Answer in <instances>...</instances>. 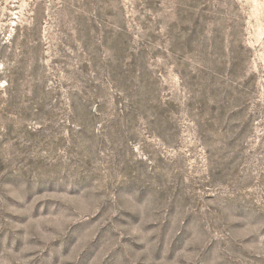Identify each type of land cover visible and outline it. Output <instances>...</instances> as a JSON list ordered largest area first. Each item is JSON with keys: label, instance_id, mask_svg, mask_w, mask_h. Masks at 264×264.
<instances>
[{"label": "rangeland", "instance_id": "rangeland-1", "mask_svg": "<svg viewBox=\"0 0 264 264\" xmlns=\"http://www.w3.org/2000/svg\"><path fill=\"white\" fill-rule=\"evenodd\" d=\"M0 264H264V0H0Z\"/></svg>", "mask_w": 264, "mask_h": 264}]
</instances>
